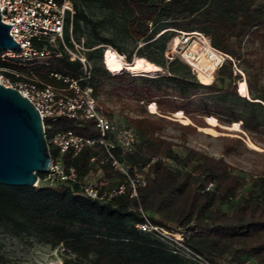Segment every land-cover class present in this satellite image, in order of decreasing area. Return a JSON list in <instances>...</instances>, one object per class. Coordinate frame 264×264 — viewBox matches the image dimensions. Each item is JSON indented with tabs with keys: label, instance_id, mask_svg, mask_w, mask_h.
<instances>
[{
	"label": "trees",
	"instance_id": "1",
	"mask_svg": "<svg viewBox=\"0 0 264 264\" xmlns=\"http://www.w3.org/2000/svg\"><path fill=\"white\" fill-rule=\"evenodd\" d=\"M62 3L64 0H55ZM74 15L67 17L64 40L74 48L87 33L86 57L103 58L104 45H113L133 63V52L125 54L112 38L102 34L103 19L92 17L93 8L126 20V30L137 43L136 55L161 67L157 77L112 75L94 64L87 79L83 65L72 60L63 46L54 50L48 63L7 61L0 57V71H16L40 86L67 88L57 78L79 80L91 86L94 95L108 81H116L141 101L158 103L160 117H128L136 130L137 150L126 159L139 170L148 165L147 185L140 201L121 195L102 201L86 195L75 183L39 184L35 187L0 184V232L17 238H34L51 248L63 247V264H206L153 233L140 231L143 212L160 227L183 235V244L208 264H264V175L247 178L237 173L223 157H215L189 146L178 154L175 143L163 137L165 115L183 111L198 126L217 118L223 124L242 122L244 130H264V85L251 79V97L241 96V75L235 64L264 70V0H69ZM178 32H200L211 45L228 56L212 83L199 81L191 67L178 58H166L169 42ZM257 45L249 51L247 45ZM2 50H0V54ZM9 70V71H6ZM134 81V82H132ZM178 100V101H175ZM113 119L112 114H109ZM185 128H195L186 125ZM74 129L84 135L95 132L93 123H53L49 132ZM53 158L57 149L50 147ZM99 150L87 149L77 156L63 155L67 166H75L81 177L102 166L106 176L114 172L98 161ZM155 159L154 162L152 160ZM175 164L179 168H173ZM40 178L45 173H38ZM225 206H229L226 208ZM0 259L3 256L0 254Z\"/></svg>",
	"mask_w": 264,
	"mask_h": 264
},
{
	"label": "built area",
	"instance_id": "2",
	"mask_svg": "<svg viewBox=\"0 0 264 264\" xmlns=\"http://www.w3.org/2000/svg\"><path fill=\"white\" fill-rule=\"evenodd\" d=\"M0 13L3 23L12 24L10 34L20 46L17 50H2L1 59L41 63L51 58L54 50L62 45L72 60H79L82 63L86 75L84 78L89 76V60L79 52L80 45L73 41L74 48H72L64 40L67 17L72 18L75 13L69 0H64L62 3L55 0H0ZM179 34V39L184 45L195 42L198 36L206 39L200 32ZM72 49H76L78 53ZM217 52L223 53L218 50ZM224 55L223 53L222 59L225 61ZM224 61H220L219 65H223ZM10 72L14 76L0 71V84L18 90L34 103L43 118L45 132L53 128V123L62 121L76 122V125L91 122L95 130L89 135L80 134L74 129L53 132L47 140L50 147L57 149V155L55 158L52 157V163L45 177H39L37 186L41 182L75 183L86 195L94 199L110 201L124 195L131 200L140 201V191L147 185L146 171L150 163L143 170H139L135 164L126 159L128 155L136 152L138 146V137L133 126L127 122H116L111 119L100 106L93 87H83L79 80L54 74L69 83L67 88H57L53 85L40 86L16 71ZM87 149L101 152L92 157L91 163L94 165L101 161V164L114 172V180L107 183L101 180L94 181L93 177L106 176L102 166L92 169L86 177H81L75 166H67L64 163L63 155L66 152L70 151L73 156H77ZM154 161L155 159L152 160ZM143 216L144 221L136 224L140 231L153 233L176 247L181 246L187 255L208 264L183 244L184 238L181 233L156 225L144 212Z\"/></svg>",
	"mask_w": 264,
	"mask_h": 264
},
{
	"label": "rangeland",
	"instance_id": "3",
	"mask_svg": "<svg viewBox=\"0 0 264 264\" xmlns=\"http://www.w3.org/2000/svg\"><path fill=\"white\" fill-rule=\"evenodd\" d=\"M89 14L96 19L104 20L102 34L105 37L112 38L113 41L123 49L125 54L133 52V62L138 58H143L149 61L147 58L136 55V51L143 46L144 43H137L130 37L126 30L127 23L124 18L111 15L107 11L99 8H93ZM167 30L175 32L176 35L168 44L166 58L180 59L183 63L191 67L192 73L197 76L200 82L202 81L199 67L203 68L208 73L213 74V80L210 83L215 81L219 69L222 66L221 64L219 65V63L224 60L220 53L219 55L221 56V59L216 60L213 58L212 52H217V50L211 45L210 38L205 36L206 39H204L201 36H198L196 37L195 42L184 45L179 39L180 32L173 28H168ZM89 38L90 36L87 32L81 36V42L75 40V43L80 45V47L77 46L79 52L85 56L88 50L86 43ZM194 43H198L196 47L199 52H194L192 50V45ZM104 47L103 58L96 56L93 61H89V75H91V68L94 64L101 69L108 70L112 75L128 72L131 77H157L165 74V71L159 66L158 71L148 74H139L127 69H124L119 73H114L105 63L107 51L112 50L121 54L126 63H128L127 59L115 46L108 44L104 45ZM247 48L249 51H257V45L249 44L247 45ZM59 51H61V49L57 48V52ZM73 51H76V49ZM224 57L225 60L228 58L226 54ZM44 63H48V60ZM234 67L241 75V79L238 83V92L241 96H246L248 98L251 97L247 81L250 78L248 71H253L251 76L253 81L264 85V70L260 72L251 70L252 68L247 67L246 64H239V66L235 64ZM82 79L87 78L83 77ZM241 81L247 83L245 90L241 89ZM97 99L103 110L108 115L112 114L113 120L116 122H128V117L150 115L157 118L162 116L157 102L152 101L149 105H146L145 101H141L137 96L133 95L129 90L122 87L121 84L116 81H108L105 88L99 92ZM164 117V129L161 134L164 138L175 143L174 149L178 154H183L184 147L189 146L203 151L208 155L225 158L237 173L242 174L248 179L254 176L264 175V130L257 133H250L244 130L242 122L223 124L215 117L205 119V127H202L194 123L190 116H187L183 111L170 113ZM72 123L76 125V122ZM186 125H192L195 128H185ZM52 134L53 132H49V138ZM172 167L179 168L175 164H172ZM94 174L96 175V173ZM93 178L95 182L101 180L105 183L115 179L112 175L104 177L96 176ZM40 184L48 183L41 182ZM225 207L228 208L229 206ZM177 248L182 249L181 246H178ZM0 254L3 256V259H0V264H63L64 257L66 256L63 247L54 249L49 245L38 242L34 238H17L3 232H0Z\"/></svg>",
	"mask_w": 264,
	"mask_h": 264
},
{
	"label": "water",
	"instance_id": "4",
	"mask_svg": "<svg viewBox=\"0 0 264 264\" xmlns=\"http://www.w3.org/2000/svg\"><path fill=\"white\" fill-rule=\"evenodd\" d=\"M0 13V50H17ZM52 155L40 111L18 90L0 84V184L35 187Z\"/></svg>",
	"mask_w": 264,
	"mask_h": 264
},
{
	"label": "bare ground",
	"instance_id": "5",
	"mask_svg": "<svg viewBox=\"0 0 264 264\" xmlns=\"http://www.w3.org/2000/svg\"><path fill=\"white\" fill-rule=\"evenodd\" d=\"M196 45H198V43H194L192 45V50L195 52H199L197 50ZM208 46V45H207ZM209 52V49H208ZM210 54V53H209ZM208 54V55H209ZM213 58L214 59H221V56L219 55L218 52H212ZM222 55V54H221ZM189 56V55H187ZM105 63L108 66V68L114 72V73H119L124 69L130 70V71H134L137 72L139 74H148V73H153L159 70V67L156 66L155 64L143 59V58H138L135 62L133 63H126L124 61V58L122 57L121 54L112 51V50H108L106 53V57H105ZM192 63V62H191ZM197 67V66H196ZM198 68V67H197ZM199 71H200V77H201V81L203 83H210L213 80V74L208 73L206 70H204L203 68L199 67ZM241 85V89L245 90L246 89V85L247 83L245 81H241L240 82ZM248 91V90H247ZM246 94V92H245ZM152 111V110H151ZM178 115V114H177ZM180 116V115H179ZM183 117V116H182ZM211 120V119H210ZM213 120L215 121V119L213 118ZM188 123V122H187ZM216 123V122H215ZM237 126V125H236ZM235 127V126H234ZM239 130V129H238Z\"/></svg>",
	"mask_w": 264,
	"mask_h": 264
}]
</instances>
